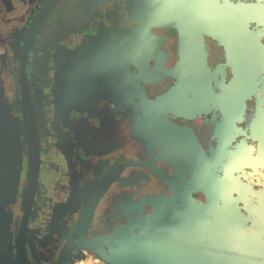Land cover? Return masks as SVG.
<instances>
[{
    "label": "flooded vegetation",
    "instance_id": "flooded-vegetation-1",
    "mask_svg": "<svg viewBox=\"0 0 264 264\" xmlns=\"http://www.w3.org/2000/svg\"><path fill=\"white\" fill-rule=\"evenodd\" d=\"M151 1L0 0V91L25 142L11 234L51 257L41 264H55L72 237L95 195L84 178L95 167L125 174L114 195L99 200L88 241L110 235L141 197L181 207L175 189L233 231L264 241L263 61L249 54L242 32L211 34L207 71L193 59L185 69L171 10ZM29 152L34 166L39 160L36 179L27 177ZM132 180L146 186L142 196L126 188Z\"/></svg>",
    "mask_w": 264,
    "mask_h": 264
},
{
    "label": "water",
    "instance_id": "water-1",
    "mask_svg": "<svg viewBox=\"0 0 264 264\" xmlns=\"http://www.w3.org/2000/svg\"><path fill=\"white\" fill-rule=\"evenodd\" d=\"M151 3L158 9L168 6L171 10L169 26L179 33L180 44L188 54L183 62L185 69L190 68L193 59L197 68L199 64L202 72L207 71L204 36L215 34V37L225 39L235 32H242L243 37L249 40V54L259 56L258 64L263 61L264 70V45L260 41L264 35V0H238L236 4L228 0H152ZM177 10L183 13L178 25ZM157 14L153 22L160 25L161 13ZM253 24H261L259 32L250 29ZM73 64L78 65L79 62L74 61ZM180 84L184 87V95L191 93L190 89H185L189 86L186 80ZM177 89L178 84L174 91ZM244 109L242 97L239 112L235 114L233 132ZM21 137V125L0 91V264H41V261L51 260V257H45V253L37 254L35 249H25L24 237L20 235L13 241L11 234L25 154V142ZM124 171L112 174L109 170L95 167L84 174L85 181L90 184L88 191L96 187L95 195L85 204L74 233L64 249L59 250L55 264H79L87 260L99 264H264L263 240L233 231L191 194L175 188L181 198V207L158 197H141L124 214L121 213L117 221L126 220L113 231L109 229L110 235L101 238L95 232L96 241H88L86 233L91 228L99 200L114 195L115 185L124 178ZM38 172V157L34 166L29 152L27 177L36 179ZM85 186L87 189V184ZM126 188L133 196H142L146 191L144 184L134 180ZM85 196L87 198L89 194ZM148 205H152L154 210ZM78 244L81 249H73ZM46 253L53 257L50 250Z\"/></svg>",
    "mask_w": 264,
    "mask_h": 264
},
{
    "label": "rangeland",
    "instance_id": "rangeland-1",
    "mask_svg": "<svg viewBox=\"0 0 264 264\" xmlns=\"http://www.w3.org/2000/svg\"><path fill=\"white\" fill-rule=\"evenodd\" d=\"M79 264H99L97 262H94V261H85V262H82V263H79Z\"/></svg>",
    "mask_w": 264,
    "mask_h": 264
}]
</instances>
